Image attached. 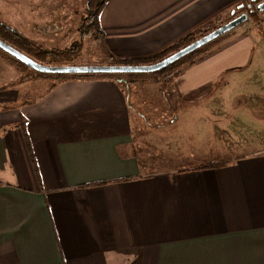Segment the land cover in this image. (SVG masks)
Listing matches in <instances>:
<instances>
[{
	"label": "crops",
	"instance_id": "1",
	"mask_svg": "<svg viewBox=\"0 0 264 264\" xmlns=\"http://www.w3.org/2000/svg\"><path fill=\"white\" fill-rule=\"evenodd\" d=\"M241 1L111 0L105 45L149 57ZM253 45L242 33L180 70L170 90L178 103L162 111L174 113L170 123L243 70ZM127 83L56 81L34 100L0 91V264H264V135L258 151L226 158L214 147L211 159V146L189 148V133L173 132L151 143L161 144L154 163L139 147ZM172 155L211 161L166 166Z\"/></svg>",
	"mask_w": 264,
	"mask_h": 264
},
{
	"label": "rangeland",
	"instance_id": "2",
	"mask_svg": "<svg viewBox=\"0 0 264 264\" xmlns=\"http://www.w3.org/2000/svg\"><path fill=\"white\" fill-rule=\"evenodd\" d=\"M262 2L264 0L241 1L240 4L245 6L254 3L249 9L244 7L242 10H237V13H247L249 15L248 21L230 34L228 33L229 35H225V38L217 43L214 48L212 47L208 52L196 58H204L215 49L231 43L242 33L247 34L254 41L251 52L248 54V59L250 58L248 65L243 70L221 76L216 83V89L214 87L215 91L212 96L194 103L200 107L197 111L182 114L183 116L187 115L188 119L180 118L179 115L178 119L174 117L172 120V122L175 121V124H171L170 118L174 116V113L166 114L162 111L164 108H169L167 106L178 103L173 91L170 90L175 87L174 77L190 63L179 65L163 76L136 79L127 83L134 85V87L130 86V104L133 120L139 121L140 126L135 130L136 138H139V147L143 156L149 161L158 163L153 160V151L157 150L158 147L161 148V144L151 143H161L160 137L169 138L173 136L171 135L173 132H188L187 143L189 148L198 140L204 149L206 148L205 152L211 146V159L219 155L218 152L214 151V147L220 148V153L226 158L232 156L234 152L238 154L237 151L241 149L242 151L247 149L258 151L262 147L260 137L264 135V12L258 10V6ZM86 3L87 0H0V24L16 30L37 46L44 48L45 51H68L69 49L72 50L74 45H79L80 51L76 55L53 64H46L47 60L39 59L37 62L40 64L111 66L114 62L110 56L113 54L105 45L106 39L98 40L95 36L89 37L86 34L87 25L84 22ZM236 14L233 16L231 12L225 16H218L189 34L206 32L198 36L201 38L234 19ZM28 55L34 58L32 54ZM9 58L5 59L0 56V91L14 90L21 95V98L34 100L45 95L54 86L53 83L58 81L56 77H44L33 69L26 70L28 72L26 74L15 67ZM45 79L49 82L43 81ZM183 104L193 103L186 102ZM165 115L169 119L165 118ZM164 119H168L170 125L167 124V127L163 129L161 123H164ZM154 126H156L155 130L153 129ZM181 142L183 146L184 141ZM258 142L260 147L254 145ZM170 147L177 149L178 146L172 145ZM232 148L236 151H231ZM168 149L169 147H166V150ZM204 154L203 157L205 158L209 153ZM172 157L174 159L175 155ZM211 159L195 163L193 161L180 162L176 159L163 162L166 166L175 167L179 165H203ZM221 161L215 160L212 162V166L231 162Z\"/></svg>",
	"mask_w": 264,
	"mask_h": 264
},
{
	"label": "trees",
	"instance_id": "3",
	"mask_svg": "<svg viewBox=\"0 0 264 264\" xmlns=\"http://www.w3.org/2000/svg\"><path fill=\"white\" fill-rule=\"evenodd\" d=\"M111 0H87L86 3V17H85V23L87 25L86 27V34L90 37L95 36L96 39L100 40L106 39V34L102 28L101 22H100V17L101 13L107 6V4ZM254 3L250 4L253 5ZM256 6V4H255ZM237 13V12H236ZM235 30V29H234ZM232 30V31H234ZM231 31V32H232ZM229 32V34L231 33ZM206 32H199V33H192L189 34L188 36L184 37L183 39L175 42L173 45L170 47L166 48L162 52L145 57V58H117L115 56H110V59L113 60L112 65H117V66H139V65H152L156 64L168 56L176 53L177 51L187 47L188 45L192 44L196 40H198V36L204 34ZM208 33V32H207ZM0 34L6 35L10 42L16 46V48L21 51L23 54L29 56L28 54H32L34 56L30 57L33 60H47L46 64H53L54 62H59L63 61L68 57H71L73 55H76L77 52L80 51L79 45H74L73 49H69L68 51H45L44 48L37 46L34 44L32 41L27 39L24 35L20 34L16 30L8 27V26H3L0 24ZM228 33L226 35H229ZM225 38V35L218 38L217 40L209 43L208 45L204 46L203 48L195 51L194 53L188 55L187 57L181 59L180 61L172 64L166 69H163L157 73L153 74H94V75H52V74H42L44 77H56L58 81H78V80H94V79H111V80H116V81H126V82H131L135 81L136 79H143L147 77H157V76H163L166 73L174 70L176 67L179 65H183L186 63H190V65H193L195 61L197 60L196 58L199 57L200 55L204 54L205 52H208L209 49H212L216 46L217 43H219L221 40ZM11 59V61H10ZM9 61L18 69L22 70L23 72H26V70L30 71L31 69L26 66L25 64L10 58ZM196 59V60H195ZM25 125L23 124V127ZM219 165L215 166L218 167Z\"/></svg>",
	"mask_w": 264,
	"mask_h": 264
},
{
	"label": "water",
	"instance_id": "4",
	"mask_svg": "<svg viewBox=\"0 0 264 264\" xmlns=\"http://www.w3.org/2000/svg\"><path fill=\"white\" fill-rule=\"evenodd\" d=\"M257 0H252L255 2ZM245 5L241 4L237 9L233 10L232 15L234 16L237 10L244 9ZM260 12H264V2L260 3L258 6ZM249 19V16L246 13L241 14L240 16L232 19L228 23L220 26L219 28L213 30L212 32L206 34L205 36L199 38L192 44L187 47L177 51L176 53L168 56L164 60L152 64V65H139V66H52L44 65L36 62L27 55L19 52L15 48L5 44L0 40V48L6 51L16 60L25 64L29 68L33 69L36 72L42 74H52V75H94V74H153L157 73L163 69L168 68L172 64L180 61L181 59L187 57L188 55L194 53L195 51L203 48L209 43L217 40L218 38L226 35L237 27L246 23Z\"/></svg>",
	"mask_w": 264,
	"mask_h": 264
},
{
	"label": "flooded vegetation",
	"instance_id": "5",
	"mask_svg": "<svg viewBox=\"0 0 264 264\" xmlns=\"http://www.w3.org/2000/svg\"><path fill=\"white\" fill-rule=\"evenodd\" d=\"M250 6L251 5H247V6H245V7H247L248 9L250 8ZM241 14H243L242 12H239V13H237L236 14V17H238V16H240ZM247 14V13H246ZM248 15V14H247ZM249 16V15H248ZM235 17V18H236ZM3 26H5V25H3ZM0 40L2 41V42H4L5 44H8L9 46H11V47H13V48H15L16 50H18L17 48H16V46L15 45H13L11 42H10V40H9V38L6 36V35H3V34H0ZM19 51V50H18ZM19 52H21V51H19ZM22 53V52H21ZM0 56L2 57V58H13L11 55H9L6 51H4L3 49H1L0 48ZM9 58V59H10ZM13 59H15V58H13ZM16 60V59H15ZM18 61V60H17ZM20 62V61H19ZM37 62V61H36ZM31 69V68H30ZM32 70V69H31ZM28 73V72H27Z\"/></svg>",
	"mask_w": 264,
	"mask_h": 264
}]
</instances>
